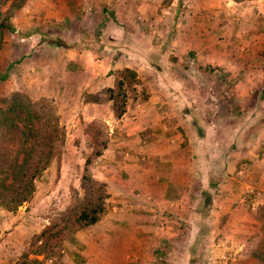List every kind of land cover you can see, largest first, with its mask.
Masks as SVG:
<instances>
[{
	"label": "crops",
	"instance_id": "obj_1",
	"mask_svg": "<svg viewBox=\"0 0 264 264\" xmlns=\"http://www.w3.org/2000/svg\"><path fill=\"white\" fill-rule=\"evenodd\" d=\"M162 1L0 4V78L74 120L104 118L115 137L100 160L107 211L54 264H264V40L245 46L235 0L197 2L195 29L188 0L176 16ZM126 69L136 94L116 116L102 97Z\"/></svg>",
	"mask_w": 264,
	"mask_h": 264
},
{
	"label": "rangeland",
	"instance_id": "obj_2",
	"mask_svg": "<svg viewBox=\"0 0 264 264\" xmlns=\"http://www.w3.org/2000/svg\"><path fill=\"white\" fill-rule=\"evenodd\" d=\"M4 1L0 0V4L4 3ZM235 1L234 8L236 12L241 11L244 13L246 10L249 11L246 16L240 15L236 21L239 25L238 28L244 33V44L246 47L257 46L258 41L264 40V21L259 19L251 20L249 16L254 17L264 11V0ZM165 2L169 4L171 2V4L170 8L165 9L164 14L176 16L180 0H163L162 5L157 7V12L160 14H163L162 10L165 8ZM197 2H200V0H188L187 10L184 12L189 18L186 23L190 24V29H195L194 25L198 22L197 18H200V16L206 17L204 9L200 8ZM230 6L222 7L221 12L223 13L226 9L225 12L227 13V9L232 8ZM112 10V8L109 9L106 15H111ZM214 17H217V14L209 16L210 19ZM0 59L3 60V56H0ZM2 72L0 71V74H4ZM123 73L121 71L119 76L123 77ZM118 79L119 77H116L114 85ZM6 81L9 80L0 78V169L8 167L14 151L18 147L19 142L21 143L22 123L28 120L29 112L33 105L42 107L44 112H50L56 116H62L63 114L66 116V118L61 120L63 137L57 144L56 155L48 168L36 180V191L33 198L14 210L13 214L4 208H0V264H18L22 260V254L28 250L27 242L34 234H38L49 224L58 223V228L65 226L64 219H66L68 211L70 212L74 209L80 198L84 196L82 179L85 174L104 182L107 185L108 198L110 197L112 188L105 179H102V163L100 160L104 152V146L109 142L115 143V137L110 135V125L112 123L109 124L104 118L85 120L77 118V120H74V111H70L68 107L66 108L56 103L54 97L47 95L36 96V93L32 91L33 89L27 90L25 86H22V81L18 78L13 80V84L10 83L11 81ZM8 84H12L14 88L11 90ZM123 90L127 97L128 95L133 96L136 94L131 78L126 80ZM139 90L140 92H137V94L141 93L143 95L146 93L142 88ZM202 92L204 91L202 90ZM105 94L102 98H109V93L105 92ZM65 108L66 111H64ZM75 125L76 127L80 126L78 132L75 131L76 128H73ZM86 125L88 134L85 132L81 134V128L84 129ZM15 134L19 138L17 143L12 144ZM98 150L102 151L99 156L95 154ZM88 159H91V162L89 161L88 163ZM22 215H24V218H21ZM27 222L34 227L41 224L44 226L37 232L38 227L37 229L35 228L36 231L32 228L27 229L25 227ZM13 230L15 231L10 234L9 232ZM71 234L73 233L66 234L62 242L59 239L54 240V250L57 251L58 245H61L60 254L50 255L47 258L44 256L43 259H39L40 263L33 261L31 264H54L65 254V244ZM229 242H232V240H229ZM228 256L231 259L232 255ZM36 258H38L37 255H30L31 260ZM60 264L67 263L63 262Z\"/></svg>",
	"mask_w": 264,
	"mask_h": 264
},
{
	"label": "trees",
	"instance_id": "obj_3",
	"mask_svg": "<svg viewBox=\"0 0 264 264\" xmlns=\"http://www.w3.org/2000/svg\"><path fill=\"white\" fill-rule=\"evenodd\" d=\"M116 84L107 89L109 99L113 101L116 116H120L126 107L127 94L123 90L126 80H134L136 73L130 69L123 71ZM21 143L14 151L7 168L0 169V208L14 211L29 202L36 191V180L48 168L56 155L57 144L62 140L61 116L44 112L42 107L33 105L29 118L22 123ZM19 136L15 134L12 144L17 143ZM105 147V146H104ZM96 155H101L98 150ZM91 162L88 159L87 162ZM84 196L70 212L68 211L63 228L59 224L46 225L41 232L34 234L27 242L28 250L21 256L18 264H31L30 255H57L54 240L62 242L66 234L75 233L97 223L107 211V185L90 175L82 179ZM60 254V253H59ZM35 263V264H37Z\"/></svg>",
	"mask_w": 264,
	"mask_h": 264
},
{
	"label": "built area",
	"instance_id": "obj_4",
	"mask_svg": "<svg viewBox=\"0 0 264 264\" xmlns=\"http://www.w3.org/2000/svg\"><path fill=\"white\" fill-rule=\"evenodd\" d=\"M229 259V257H225V260L227 261Z\"/></svg>",
	"mask_w": 264,
	"mask_h": 264
}]
</instances>
